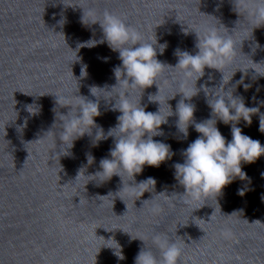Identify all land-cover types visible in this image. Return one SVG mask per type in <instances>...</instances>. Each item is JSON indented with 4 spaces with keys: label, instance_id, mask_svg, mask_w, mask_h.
<instances>
[{
    "label": "water",
    "instance_id": "water-1",
    "mask_svg": "<svg viewBox=\"0 0 264 264\" xmlns=\"http://www.w3.org/2000/svg\"><path fill=\"white\" fill-rule=\"evenodd\" d=\"M235 3L0 0V264H135L143 248L159 258L153 242L158 235L182 246L180 264H264V155L252 163L242 162L250 181L237 178L217 197L198 202L183 203L180 194L184 187L174 178V164L184 160L183 149L202 135L194 129L195 123L214 119L226 142L232 138L235 123L243 134L264 145V132L259 131V118L264 115V76L247 69L252 61L264 63V24L255 27L247 9H236L240 14L234 11ZM90 10L97 19L106 11L119 16L145 40L157 38L156 59L163 64L162 70L156 83L129 89L130 99L146 112H157L159 107L162 116L172 112L159 126L162 134L152 138L169 145L173 155L159 166L145 164L133 177L121 172V176L98 181L94 175L101 171L102 158L111 159L109 150L115 138L94 140L98 127L107 134L121 115L112 108L121 88L107 91L117 83L114 68L122 65L118 51L110 49L106 41L77 49L89 39L103 41L99 22H90ZM61 19L62 24L58 23ZM209 27L231 33L236 42L234 59L221 67L225 82L237 71L223 87L232 89L234 97H242L246 106L259 107L251 124L243 118L225 124L206 103L214 91L221 90L220 70L205 66L204 75L195 83V77H185L174 67L177 50L198 51L191 29L202 34ZM183 29L189 30L187 34ZM165 42L160 53L158 45ZM82 65L87 66L83 77ZM241 76L243 83L251 85L247 90L236 83ZM181 85L197 93L183 98ZM93 86L106 91L95 90L97 97L90 92ZM149 95L160 105L149 101ZM182 98L194 106L186 136L177 127L176 106ZM84 99L96 102L100 114L93 117L91 131L87 125L77 130L90 132L76 138L68 154L61 155L62 114H67L71 105L75 112ZM27 105L39 111L30 114ZM88 155L93 157L91 164ZM149 177L155 180V187L152 182L135 185ZM242 187L251 190L240 196L237 189ZM116 242L122 260L106 246L118 249Z\"/></svg>",
    "mask_w": 264,
    "mask_h": 264
},
{
    "label": "clouds",
    "instance_id": "clouds-1",
    "mask_svg": "<svg viewBox=\"0 0 264 264\" xmlns=\"http://www.w3.org/2000/svg\"><path fill=\"white\" fill-rule=\"evenodd\" d=\"M249 3L252 4L251 8H249ZM234 5V11L237 13L239 11L236 9L240 7L248 10L249 15L256 22L255 27L264 24V0H236ZM83 16L81 18L82 23L86 24ZM89 16L91 23L99 22L104 34L103 41L89 39L88 41L79 43L77 49L79 47H93L97 43L106 41L110 49L118 51L122 65V67L118 66L114 68L113 71L117 83L112 86L110 91H107L111 92L116 86L121 88V91L115 93L117 100L112 105L113 110H119L121 115L117 117L118 123L110 128L107 134L98 127L94 140L97 142L101 139H107L109 136L115 138L114 147L109 150L111 159L102 158L99 162L101 171L96 172L94 175L98 181L110 179L114 174L121 176V172L128 173L133 177L135 173L141 172L145 164L159 166L162 161L171 158L173 155L169 145L152 138L153 136L162 134L159 126L167 122L166 118L172 112L167 116H162L160 107L157 112H146L144 107L139 103L134 104L130 99L132 93L129 89H144L146 86L152 85L162 70L163 64L156 59L157 47L155 46L157 45V38L155 36L154 39H143L137 29L126 24L119 16L107 11L104 12L100 19L92 16L91 10L89 11ZM58 23L62 24L64 20L61 19ZM186 29H183L185 34L189 31ZM191 30L196 34L195 47L198 51L195 54H190L187 51L177 50L175 54L178 56V62L174 67L180 68L185 77H195L196 83V80L204 75L205 66L221 71L222 66L234 59L236 42L232 38L231 33L217 27H209L202 34L195 29ZM134 45L138 46L133 47ZM166 46V42L158 45L160 53H163ZM257 47H260L258 43ZM86 68V65L81 66V77L87 75ZM249 68L254 69L255 73L259 76H264V63H254L252 61L247 69ZM247 69L239 70L242 73H246ZM221 72L223 73L219 87L221 90L214 91L212 98L208 99L206 103L210 106L212 113L225 124L237 122L241 118L247 124H251V116L259 112V107L246 106L242 97H234L232 95V89L225 91L224 84L232 78L235 72L227 82H225L224 72ZM255 78L254 76L253 79ZM236 83L241 84L245 90L251 86L250 84L243 83V76ZM201 87L204 88L205 95L207 96L206 87L204 85H201ZM234 87L235 85H233ZM97 89H105L97 86L90 88V92L99 97L95 91ZM179 93H182L183 98H190L197 91L185 90L183 85H181ZM103 96L106 98L112 97ZM153 96L149 95V101H158L160 105V101L153 99ZM183 98L177 102L176 106V114L178 116L177 127L186 136L187 127L193 120L194 106L185 103ZM261 103H264V101H261ZM75 108L76 110L73 112V106L71 105L67 114H62L64 119L61 120L62 127L58 138L62 142L59 145L58 151L61 155L68 154V150L73 146V141L76 138L91 131V126L95 125L93 117L100 114L98 104L86 101V99L75 106ZM26 110L30 114H35L39 111V108L36 107V110L32 111L29 109V105H27ZM213 120L208 119L194 124V129L202 135L198 136L183 149V162L174 164V178L184 187V192L180 196L182 197V202L185 204L198 202L201 199H208L212 195L217 197L222 193L225 185L237 178L250 181V178L241 167L242 162L252 163L258 157L264 155V145L259 140L252 139L243 134L241 129L235 126V123L231 127L232 138L226 142L225 137L215 126V120L214 123L212 122ZM82 125H87L90 131H77ZM259 131L264 132V115H261L259 118ZM145 134L147 135L145 136ZM65 148L67 149L66 152L63 151ZM92 161L93 157L88 155L87 162L91 164ZM261 176L264 177V172L261 173ZM148 182H152L153 187H155V180L151 177L135 185L146 184ZM246 190L251 189L238 188L237 194L243 196ZM99 196L103 197L106 195ZM183 197H187V199H183ZM261 199L264 200V195H262ZM153 242L159 249V258L153 255L151 251L143 248L136 255L135 264H180L182 246L179 243L169 241L166 237L159 235L153 238ZM116 244L119 245L117 242ZM106 246L114 249L113 254L117 259H124L120 245L118 249L113 245Z\"/></svg>",
    "mask_w": 264,
    "mask_h": 264
}]
</instances>
